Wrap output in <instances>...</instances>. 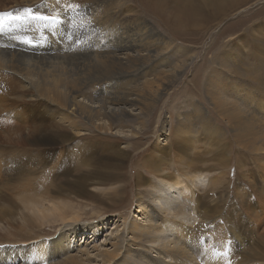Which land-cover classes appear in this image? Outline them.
Masks as SVG:
<instances>
[{
  "label": "bare ground",
  "instance_id": "obj_1",
  "mask_svg": "<svg viewBox=\"0 0 264 264\" xmlns=\"http://www.w3.org/2000/svg\"><path fill=\"white\" fill-rule=\"evenodd\" d=\"M166 1L161 0V3L164 4ZM25 8L32 9V15L56 16L58 19L56 21L39 19L37 27L29 24L22 27L24 20L29 18L24 12ZM126 8L127 5L115 2L99 5L93 1L80 3L75 0H8L7 3L3 1L0 3V13L9 14L0 16L2 28L0 124L2 122L1 125H4V121L8 119L11 123L9 125L8 121L6 126L8 125L7 131L10 133L12 131L11 138L19 143L28 142L30 144L28 151L36 161L52 162L50 171L54 172L55 177L51 187H47L46 184V188H40L41 190L33 188L21 193L11 191L0 194V245L4 246L0 247V264H49L40 258L61 259L50 264L95 263L89 249L76 246L78 244L82 246L85 242L87 245L90 240L86 239L85 235H82L81 240L77 235H69V230L65 233L66 228L71 229L74 223L80 222L81 206L71 201L52 202L49 197L66 195L71 200H77L76 198L85 196L90 198L97 196L98 192L107 196H111L113 192L118 194L120 184L123 182L118 171L125 166L127 168V165L123 164L127 163L128 158L131 161L134 157L132 151L126 154L121 151L117 144L119 136L127 137L129 134L134 136L145 129L161 97L172 89L173 85V81L169 82L171 79L167 78L166 81L164 73L162 74L164 77L160 76L155 80L149 78L137 84L138 75L151 74L154 66L164 69L159 65L162 62L166 63L165 57L159 52L156 53L154 42L158 40L157 42L162 44L160 39H163L168 50L174 49V45L173 41L168 42L164 39L166 36L153 26L149 18L142 17L140 21H131L130 18L123 16ZM222 11L223 8L218 1L212 17L220 16ZM14 16L25 18L16 20L12 18ZM17 37H27L32 43H25L23 39ZM153 37L157 39L152 41ZM261 41L254 45L264 49ZM227 51L216 57L214 55L215 58L211 61L212 73H207V79L205 78L211 86L206 89L212 91L209 104L227 124L237 145L245 150L264 152V117L260 111L258 112V106L261 103L264 105V59H259L260 67L257 71L260 72L254 75L252 67L247 62L240 64L234 62L232 53L235 50ZM35 54L39 56H31ZM47 55H53V59L67 57L75 60L78 68L73 71V75L90 63L101 62L102 67L91 71L85 80L75 78L64 84L61 75L51 74L47 68L46 63L52 62ZM42 58L43 61H40ZM221 62L230 69L218 71L217 66ZM243 65L248 68L244 69ZM170 69L173 71V79H177L181 69L177 67ZM245 77L253 78V81L251 84L246 82V89L243 90H251L253 94L259 93L260 96L230 97L231 84L240 83ZM254 84L257 86H253ZM187 101L191 110L186 108L182 112L179 110L175 124L176 134L191 136L195 131L192 128L193 124L199 123L206 132L211 131L214 138L222 139L227 130L217 125L210 111L194 103L195 98H189ZM133 110H136V113H132ZM5 111L9 112V115L2 117ZM262 111L264 112V109ZM33 113L35 116L31 119L30 115ZM14 115L24 117L27 121L11 119ZM127 117H131L132 121L127 120ZM54 119L59 120L62 132L46 131L48 127L55 125ZM170 124V119L166 117L160 132L168 130ZM38 130L41 132L37 133ZM93 130L95 132H91ZM198 133L197 130L195 134ZM169 134L163 138L159 133L157 147H153L151 151L154 158L147 162L155 171L156 180L149 183V179L142 177L144 181L140 183L142 186L137 194L135 210L141 214L139 216L135 213L133 216L143 222L134 219V222L130 223L128 218L123 221L124 230L118 236L117 243H112L114 249L104 251L100 255L103 264H113V259L121 256L123 252L126 256L137 257L138 264H182L181 260L188 261L189 264H232L227 253L214 254L215 258L211 259L209 252L192 255L185 245L188 240L194 238L215 237L213 226L215 231L222 235L219 241L223 242L227 252L230 231L235 232L231 236L235 242L241 243L243 240L237 229L229 227L225 230L221 225L222 221L216 219L218 211L207 202L205 193L200 194L196 191V188L204 186L211 179L205 169L193 167V163L185 162L181 154H188L186 146L180 149V158L186 163L185 172H182L181 166L177 168L179 170L176 173L166 171L168 166L163 163L165 145L173 138ZM162 140L164 143H161ZM0 142V157L5 159L4 154H7L6 148L10 147V144L3 140ZM70 142L77 144L84 142L83 152L77 151L83 155L85 161L82 163L92 167L94 171L88 173L87 170H81L74 181L65 177L59 184L56 179L58 174L69 173L70 162L73 161L67 148ZM255 155L263 157L257 153ZM102 158H116L119 161L104 167L105 171L95 170V166ZM18 168L19 163L17 166L5 163L2 168L0 167V175L2 170L7 175H14ZM112 168L114 175L107 172ZM130 168L132 169L128 171L129 173H138L134 165ZM126 177L130 178L128 173ZM127 182L131 185L130 179ZM50 188L62 191H53ZM8 202L14 205L19 217L12 215L10 209L6 207ZM25 210L32 212L33 217L24 213ZM92 211L98 214L100 212L95 208ZM107 220H101L99 225H93L95 233L100 232V226ZM59 221L62 222L61 226L63 224L64 226H60L56 234L37 233L31 236L35 239L29 242H26L28 239L5 240L7 236L15 235V232L35 227V222L44 225ZM7 224L14 231L9 229ZM118 228L119 225L117 227L119 231ZM48 236H52V239L48 240ZM40 237L45 240L40 241ZM94 239L95 237L91 240ZM72 241L75 242V246ZM30 242L39 243L28 248L27 244ZM12 244L16 247H10ZM93 248L98 246L95 245ZM195 250L197 249L192 248V251ZM257 259H263L261 253Z\"/></svg>",
  "mask_w": 264,
  "mask_h": 264
},
{
  "label": "rangeland",
  "instance_id": "obj_2",
  "mask_svg": "<svg viewBox=\"0 0 264 264\" xmlns=\"http://www.w3.org/2000/svg\"><path fill=\"white\" fill-rule=\"evenodd\" d=\"M1 1L4 3L8 2V0H0V3ZM75 1L80 3L83 1H93L99 5H107L110 2L121 5L124 4L127 5V8L123 16L130 18L131 21H140L142 17L149 18L153 26L167 37H164L166 41H173L174 49L168 50V48H165L166 42H163V39H160L162 44L157 42L158 40L154 42L156 53H161L160 55L165 57L164 61L166 62H162L159 67L162 66L161 68L166 69L163 71L164 69H159L154 66L153 69L156 73L152 69L151 74L138 75L139 79L137 80V84H141L143 80L145 81L149 78L155 80L160 76H165L164 78H166V81L167 78L171 79L169 80L170 83L173 81V85L171 86L172 89L170 88L161 97L150 117V123L146 124L145 129H142L141 132L139 131V133L134 136L131 134L127 137L125 135L119 136L117 144L121 151L125 154L132 151L134 157H132L133 160L131 161H129L130 159L128 158L127 163L123 164V166L127 165V168L125 166V168L123 167V169L118 171V173H121L123 182L120 184L119 193L115 194L113 192L111 194L113 199L110 198L111 196L99 192L97 196L94 195V197L91 198L85 196V198H76L77 200H71L67 198L66 195L61 197H49L52 202L71 201V203H75L82 208L80 222L74 223V229L71 228L72 230L66 228L65 233L69 230V235H77L80 240L82 235H85V238L90 240V242H87V245L85 242L82 246H79V244L76 246L89 249L93 262H95L92 264H103L102 256L100 255L104 251H112L114 249L112 243L116 244L118 236L123 232V221L128 218V222L130 223H133L134 219L138 220V222H143L139 221V219H137L138 217L133 216L135 213V215L139 216L141 214L140 211L135 210L137 208V194L142 186L140 183L144 181L142 177L146 178V180L149 179V183L151 180H156L157 176L155 175V171L148 166L147 162L152 161L154 158L151 151L153 147H157L156 142L159 133L163 135V138L167 137L168 133H170L169 135L171 138H175L174 143H172V138L169 140V144L165 145L163 163L168 166L166 171L176 173V171L179 170L177 168L181 166L182 172H185L186 163H193V167L205 169L211 180L204 186H200L199 188L195 187L196 191L200 194L205 193L207 202H210L211 206L218 211L216 213V219L222 221L221 225L225 227V230H228L229 227L237 229L240 238L243 240L241 243L235 242L234 239H232L234 237H231L235 232L230 231V234H227L229 236L227 240L229 252H227L223 242L219 241L222 235L217 233L213 226L212 230L215 232V237L194 238L185 243L192 255L197 256L200 253L209 252L211 253L209 255L210 258L214 259V254L216 255L224 252L230 255L229 260L232 264H264V152L245 150L242 146L237 145L227 124L221 119L219 113H215L211 108L209 103L211 101L212 91L206 89L211 88L210 84L206 82L207 73H212L210 71L212 70L211 61L223 51L228 52L227 50H235V52L232 53V56L235 58L234 62L237 64L238 62L239 64L247 62L252 67L254 75L260 72L257 70L260 67L259 59H264V53H262L264 49L254 45V43L262 40L261 44L264 47V0H167L164 4L161 3V0ZM218 1L223 11L220 16L212 17V12ZM33 16L38 17L36 14H33ZM36 20L35 22L34 18L29 17L24 20L22 27L28 24L37 27L39 25V19ZM154 39H157V37H153L152 41ZM158 47H160L159 50ZM179 52L180 55H178ZM181 52L184 53L181 54ZM166 54L167 56L171 55L170 58H166ZM31 56L39 55L35 54ZM47 56L52 60L51 63H46L50 73L61 75L64 79V84L70 83L75 78H82L85 80L91 71H95L102 67L101 62L90 63L83 70H78L77 74L73 75V71L78 68L75 60L67 57L53 59V55ZM169 60H171V62ZM40 61H43V58ZM169 63H171L170 66ZM173 67L181 69L179 76L175 80L173 79V71L170 69ZM242 67L244 69L248 68L246 65ZM228 69L230 68L222 62L217 66L218 71ZM155 74L157 76H154ZM251 81H253V78L245 77L241 79L240 83L231 84L230 97L241 96L242 98L247 96L252 97V95H254L258 98L260 96L259 93L254 92L253 94L251 90H243L247 85L246 82L251 84ZM253 86L257 85L254 84ZM64 91L65 89L63 87L62 92ZM189 98H195L194 103L206 107L212 114V119L217 125L227 130L222 139L218 140L217 137L214 138L212 132H206L200 127L199 123L193 124L192 128H194L196 132L193 131L191 136L176 134L175 124H177L178 113L180 111L182 112L185 108L186 110H191L190 104L187 101ZM262 109H264V105L261 103L258 106V112L260 111L264 117ZM132 113H136V110H133ZM2 114V117H6L9 115V112L7 113V111H5ZM33 116H35V113L30 115L31 119ZM166 117L170 119L171 124L168 126V130L160 132L161 125ZM11 119L27 121L24 117L15 115L11 117ZM127 120L132 121V118L127 117ZM8 121V119L5 120L4 125H1L2 122L0 124V141L3 140L10 144V147L6 148L7 154H4L6 156L5 159H1L0 157V167L2 168L5 163H12V166H17L19 163V168L14 175H7L2 170L0 175V194H7L11 191L21 193L24 190L33 188L44 189L46 188V184L48 185L47 187H51L54 184L53 179L55 178L54 172L50 171V167L53 163L48 161H36L28 151L30 147L28 142L19 143L14 138H11L10 134L12 131L11 133L9 130L7 131L8 125L6 126ZM10 123L9 121V125ZM54 124V126L48 127L46 131L48 133L62 132L59 120L54 119ZM197 130L199 133L195 134ZM39 132L41 131L38 130L37 133ZM91 132H95V130ZM83 143L84 142L77 144L70 142L67 145L73 161L70 162L69 173L58 174L56 179H58L59 184L65 177L74 181L81 170H87L88 173L94 171L92 167L84 165V162L82 163V161H85L83 155L80 154L84 150ZM161 143H164V141L162 140ZM184 146H186L188 154L181 155L186 163L180 158V149ZM77 150H79L80 153H78ZM256 153L263 157L255 155ZM118 161L119 160L116 158H102L95 166V170L105 171L104 167H108L111 163ZM132 165L138 169V173L134 174L128 172L132 169L130 168ZM107 172L114 175L113 168ZM127 173L130 178L126 177ZM56 179L55 181H57ZM129 179L131 180V185L127 182ZM50 189L53 191H62L53 188ZM178 189L180 190L181 188L178 187ZM41 193L43 194V192ZM6 207L10 209L9 211L12 215L19 217V214L14 210V205L11 202H8ZM93 208L99 210V214L93 212ZM24 213L30 214L33 217L32 212L28 210H25ZM101 220L107 221L100 226V232L95 233L93 225H99ZM61 224V221L53 224L46 223L44 225L35 222V227H27L29 230H22L19 233L15 232V235L7 236L5 240L22 241L28 239L26 242H29L35 239L31 238V236L37 233L40 235H44L45 233L48 235L56 234L59 228L64 226V224L62 226ZM118 225L119 231L117 230ZM7 226L14 231L11 226L8 224ZM22 227L24 226L22 225ZM15 229H17V227ZM1 232L3 233L4 231ZM4 234L6 235L5 232ZM127 234L128 232H126V235ZM93 237H95V239L91 240ZM42 240H45V238L40 237V241ZM38 243L39 242H30L27 244V247L35 246ZM72 244L75 246L74 241H72ZM95 245H97L98 248H93ZM11 246L16 247L15 244L10 245V247ZM192 248H196L197 250L192 251ZM260 253L263 259L258 260L257 258ZM40 260L50 264L59 262L61 259L40 258ZM160 260L165 262L163 258H160ZM113 261V264L139 263L137 257H132L131 255L126 256L125 252H123L121 256L115 257ZM181 263L189 264L188 261L184 260H181Z\"/></svg>",
  "mask_w": 264,
  "mask_h": 264
},
{
  "label": "snow or ice",
  "instance_id": "obj_3",
  "mask_svg": "<svg viewBox=\"0 0 264 264\" xmlns=\"http://www.w3.org/2000/svg\"><path fill=\"white\" fill-rule=\"evenodd\" d=\"M24 12L27 14V16L34 18V19H44V20H49V21H56L58 19L56 16H39V17L33 16L32 15V9H30V8H25ZM8 15H9L8 13H0V16H8ZM12 18L16 19V20H21V19H24L25 17L14 16ZM0 32H2V28H0ZM17 39H23V41L25 43H28V44L32 43V41L30 39H28L27 37H17ZM0 247H4V246L0 245Z\"/></svg>",
  "mask_w": 264,
  "mask_h": 264
}]
</instances>
